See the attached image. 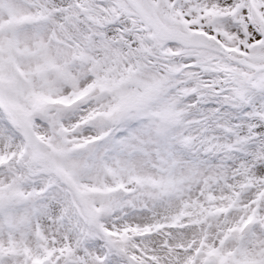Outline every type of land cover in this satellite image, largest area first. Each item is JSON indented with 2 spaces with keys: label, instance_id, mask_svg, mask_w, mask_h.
<instances>
[{
  "label": "snow or ice",
  "instance_id": "obj_1",
  "mask_svg": "<svg viewBox=\"0 0 264 264\" xmlns=\"http://www.w3.org/2000/svg\"><path fill=\"white\" fill-rule=\"evenodd\" d=\"M0 264H264V0H0Z\"/></svg>",
  "mask_w": 264,
  "mask_h": 264
}]
</instances>
